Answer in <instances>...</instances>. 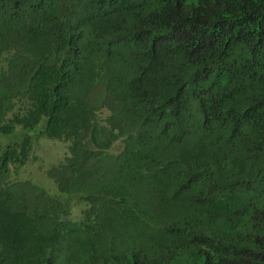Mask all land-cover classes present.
Returning <instances> with one entry per match:
<instances>
[{"label": "trees", "instance_id": "1", "mask_svg": "<svg viewBox=\"0 0 264 264\" xmlns=\"http://www.w3.org/2000/svg\"><path fill=\"white\" fill-rule=\"evenodd\" d=\"M0 264H264V0H0Z\"/></svg>", "mask_w": 264, "mask_h": 264}, {"label": "rangeland", "instance_id": "2", "mask_svg": "<svg viewBox=\"0 0 264 264\" xmlns=\"http://www.w3.org/2000/svg\"><path fill=\"white\" fill-rule=\"evenodd\" d=\"M67 153V145L63 142L45 139L39 141L33 151V154L39 160L28 163L25 169L26 176L32 177L39 185L54 193L56 189L45 172L51 166L57 164L60 159L64 158ZM80 209L81 207L75 208L73 213L74 218H80Z\"/></svg>", "mask_w": 264, "mask_h": 264}]
</instances>
